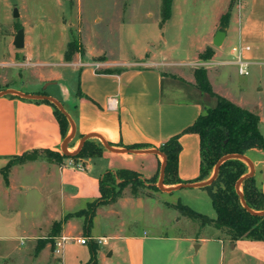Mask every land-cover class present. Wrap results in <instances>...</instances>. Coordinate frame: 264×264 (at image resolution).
<instances>
[{"label":"crops","instance_id":"1","mask_svg":"<svg viewBox=\"0 0 264 264\" xmlns=\"http://www.w3.org/2000/svg\"><path fill=\"white\" fill-rule=\"evenodd\" d=\"M231 1H172L171 16L165 21L161 18L155 25L154 37L164 40L167 45L171 40L173 48L181 47L184 37L191 38L192 46L197 49L196 58L190 67L180 68L186 64L183 61L171 63L179 66L178 72L165 71L167 62L158 59L148 47L136 50L132 58L123 60L104 58L105 49H85L83 54H75L72 61L59 62L80 72L75 92L77 102L72 104L68 100L71 112L68 114L75 122V134L81 139L85 134L99 133L112 146L129 149L127 151L106 148L100 157L77 161H58L39 155L14 162L7 181L3 168L11 159L31 152H60L64 138L51 104L15 93L0 96V264L13 252L21 254L25 240L35 243L30 247L31 252L25 251L22 256L27 255L36 262L41 253H50L61 259L58 264H67L69 254L80 244L67 246L57 256L52 242L40 248L41 240L52 235L56 222H62L60 235L85 236V217L74 215L65 219V216L87 208L90 202L101 196L99 179L104 172L126 168L138 171L143 179L151 180L157 176L163 156L142 150L159 149L217 103L216 97L197 87L194 76V69L201 62L200 55L207 48L214 50L213 56L205 62L216 66L208 69L214 91L247 108L251 102L245 97V91L240 88L236 94L230 90L229 74L237 70L238 58L250 62V71L255 69L260 74L264 71V0H237L232 7ZM182 4L187 6L186 10L181 9ZM230 8V20L223 30L225 38L217 46L214 44L215 35L222 30L221 18ZM202 28L206 29L201 31ZM168 32L170 36L165 34ZM229 37L230 48L224 50L223 45ZM105 68L109 71H102ZM63 79V73L56 71L41 77L39 82L30 83L47 82L42 89L24 90L1 84L0 91L16 89L36 94L45 91L61 102L47 89L48 85L58 84ZM254 90L262 92L264 88L257 86ZM258 106V111L247 109L260 115L261 129L264 125L263 104ZM179 140L182 145L179 177L195 179L201 163L199 135L182 133ZM134 143H147L150 147L133 150L126 147ZM259 151L264 150L252 149L248 155L254 162L255 171L258 165L263 166L260 180L264 191V157L256 160L250 156V152ZM159 178L160 174L158 181ZM177 190L152 191L137 196L124 191L115 202L98 206L90 236H87L93 239L86 243L89 254L85 263L91 257V246L96 245V264H242L235 257H229L228 250H238L246 260L264 264V240L243 238L233 242L220 229L201 223L199 230L194 228L185 234L179 211L166 204L180 201L181 195L174 196ZM189 192V196L205 204L207 210L204 211L215 215L211 218H216L207 188L195 187ZM163 193L172 194L174 201L164 197ZM166 210L178 212L175 222L162 221ZM98 237L105 240L100 242ZM19 260L23 261L24 257ZM46 264L56 263L47 260Z\"/></svg>","mask_w":264,"mask_h":264},{"label":"rangeland","instance_id":"2","mask_svg":"<svg viewBox=\"0 0 264 264\" xmlns=\"http://www.w3.org/2000/svg\"><path fill=\"white\" fill-rule=\"evenodd\" d=\"M181 9L186 10L187 6L182 4ZM16 11L18 16H15ZM161 18L162 0H0V85L11 84L24 90H31L33 87L42 89L47 82L38 85H30V83L39 82L41 77L55 74L56 71L62 72L65 79L58 84L48 85L47 90L55 95L71 114L68 108L71 102H73L72 104L77 102L75 92L78 88L80 72L73 70L72 67L62 66L59 62L65 60V50L73 37L78 38L83 49H105L107 53L103 55L104 58L111 57L120 60L127 59V57L132 58L136 50L148 47L149 50L157 54L158 59L167 62L164 69L169 73L178 72L179 66L171 64L173 62L183 61L186 64L180 68L190 67L189 64L196 58L197 50L192 46L191 38L184 37L181 47L173 48L170 44L171 40L167 45L164 40L154 37L155 25L161 21ZM20 29L24 30L25 45L22 48H17L14 39ZM205 29L202 28L201 31ZM157 33L160 35L161 30L158 29ZM165 34L170 36L169 32ZM229 39L230 37L223 45L224 50L230 48ZM207 61L208 59L201 58V62L196 68L204 67L208 70L209 67L215 66L206 65ZM50 62L51 64H49ZM216 69L214 68V70ZM102 71L108 72L109 69L105 68ZM229 78L230 90L236 94L240 88L245 91V97L251 102L246 105L247 108H255L258 111L260 108L257 107V104H263L262 114L264 116V90L262 92L254 90L257 86L264 88V71L260 74L257 70L251 69L250 75H240L238 70H233L229 74ZM261 130L264 134V125ZM70 133L71 125L68 135ZM79 142L80 139L76 133L67 143L66 151L74 153ZM53 152L56 151L31 152L21 161L39 155L52 159L54 158ZM60 153L64 154L62 149H60ZM250 156L260 160L264 157V151L250 152ZM65 159L74 160L73 158H64L61 161ZM262 169V165L256 167L258 179L261 178L260 170ZM132 188L129 185L124 188V191L131 194ZM192 189L184 187L173 194L174 196L181 195L182 203L193 207V209L196 206L195 210L214 217V214L210 215L204 211L207 210V207L201 200L194 199L187 194ZM139 190L146 193L153 191L149 187L139 188ZM158 194L160 193L158 192ZM162 195L170 201H174L172 194L163 193ZM176 213H178L176 210H166L161 217L162 221L175 222L178 217ZM179 213L185 234L190 233L194 228L199 230V220L186 216L180 211ZM207 231L209 229L205 230V232ZM33 243L35 241L25 240L22 251L26 253L25 251L30 250L31 252L30 247ZM74 243L77 242H68L64 249ZM88 251V244H80L76 250L69 254L67 264H84L85 260H88ZM23 252L21 254L13 252L8 258L2 259L3 264H46L47 260H55V263L58 264L61 260L50 253L49 255L41 253L35 262L33 259L30 260L27 255L22 256ZM228 255L235 257L242 264H256L246 260V256L238 250H228ZM23 257V261L19 260ZM80 260H83V263Z\"/></svg>","mask_w":264,"mask_h":264},{"label":"trees","instance_id":"3","mask_svg":"<svg viewBox=\"0 0 264 264\" xmlns=\"http://www.w3.org/2000/svg\"><path fill=\"white\" fill-rule=\"evenodd\" d=\"M173 0H162V18L163 21L171 16V7ZM237 0L231 1V7ZM231 8L221 18V29L224 30L229 23ZM85 49L80 45L78 38L73 37L67 45L64 53L66 61H72L75 54H83ZM214 50L207 48L200 55L202 59H210ZM196 85L202 91L216 97L217 103L214 107L208 108L205 113L179 134L172 136L164 142L159 150L166 157V168L164 175L165 185H177L182 183H194L209 179L214 172L218 161L228 154H241L249 157L248 153L252 149L264 150V135L260 129V115L247 109L229 98L216 93L209 80L208 70L204 67L194 69ZM40 94H47L42 91ZM43 102L49 103L54 107L55 114L61 126V133L65 139L70 129V120L58 106L48 99ZM182 133H196L200 138V172L192 180H183L178 174L179 153L182 149L180 136ZM130 149L149 148L147 143H134L126 145ZM103 142L98 138H89L73 154H63L59 151L53 152L54 158L61 161L64 158L87 159L91 157H100L105 150ZM27 153L14 157L9 164L3 168L5 179L8 181V175L12 164L21 161ZM250 171L248 163L241 158H229L224 161L220 168L217 178L209 185L208 189L212 204L216 210V218H211L207 214L193 209L191 206L178 201L177 203L166 204L180 211L182 214L195 220H199L201 225L211 224L216 229L228 236L233 242L239 239L248 238L252 240H264V214L258 212L264 211V191L261 187V180L258 179L256 171L254 175L247 176L241 183V190L244 195L248 208L244 205L239 193L237 182ZM157 176L151 180L143 179L138 171L126 168L116 170H107L99 179L101 196L90 202L87 208L75 213H69L65 216L68 219L71 216L85 217V236H90L93 225V219L98 206L112 203L118 200L124 191V188L131 185L132 195L149 194L139 190V188L149 187L153 191H160L157 186ZM210 176V177H209ZM62 222H56L53 226L52 235L41 240L40 248L48 243L54 244L55 237L59 236V229ZM91 257L85 264L97 263V247L92 245L90 248Z\"/></svg>","mask_w":264,"mask_h":264},{"label":"water","instance_id":"4","mask_svg":"<svg viewBox=\"0 0 264 264\" xmlns=\"http://www.w3.org/2000/svg\"><path fill=\"white\" fill-rule=\"evenodd\" d=\"M18 15L19 14L16 11L15 12V16H18ZM224 38H225V32L223 30L217 31V33L215 35V38H214V44L217 45V46L221 45L223 43ZM14 44H15V46L17 48H22L25 45V37H24V30L23 29H20L18 31V33H17V35H16V37L14 39ZM9 93H15V94L21 95L23 97H27V98L48 99L51 102H53L56 106H58V108L64 114L67 115V117L69 118L70 123H71V133L64 139L63 144H62V150H63V152L65 154H68V155L73 154V153H70V152H67L66 151V145L69 142V140L75 135L76 125H75V122L73 121V119L71 118V116L65 110V108H64V106H63V104L61 102H59L57 99H55V98H53V97H51V96H49L47 94L25 93V92H22V91H19V90H16V89H5V90H2V91H0V96H3L5 94H9ZM93 137L100 139L103 142L105 148H107L109 150H112V151H127V150H129V149H119V148H116V147L112 146L101 134L95 133V132L85 134L80 139V142H79V145L77 147V150L79 148H81V146L84 144V142L87 139L93 138ZM142 151L158 153V154H161L163 156L164 160H163V163L161 165L160 178H159V181H158V186H159V188L161 190H165V191H173V190H177V189L184 188V187H191V188H195V187H205V186L211 184L217 178L218 173H219V168H220L221 164L224 161H226L229 158H235V157L236 158H241V159L245 160L248 163V165L250 166V171L246 175H244L243 177H241L238 180L237 187H238V190H239V193L241 195V199H242L244 205L248 208V206H247V204L245 202L244 195H243V192H242L240 186H241L242 181L247 176L254 175V173H255V165L252 162V160L249 157H247L246 155H241V154H228V155H225L216 164L212 176L209 179L205 180V181H199V182H194V183H182V184H177V185H172V186H169V187H165V184H164V175H165V168H166V157H165L164 153L161 152L157 148L145 149V150H142ZM258 213L264 214V211H261V212H258Z\"/></svg>","mask_w":264,"mask_h":264},{"label":"built area","instance_id":"5","mask_svg":"<svg viewBox=\"0 0 264 264\" xmlns=\"http://www.w3.org/2000/svg\"><path fill=\"white\" fill-rule=\"evenodd\" d=\"M234 50H238L234 48ZM240 50V49H239ZM238 50V51H239ZM237 70L240 75H249L250 74V62L241 58H238L236 61ZM93 239L87 236H72V235H59L55 237L53 244V252L55 255L60 256L64 250L65 245L70 241H75L79 244H86L88 240ZM98 241H104V237H98Z\"/></svg>","mask_w":264,"mask_h":264}]
</instances>
